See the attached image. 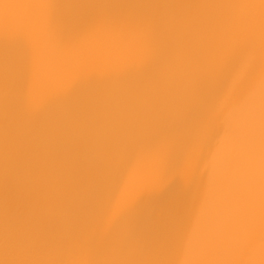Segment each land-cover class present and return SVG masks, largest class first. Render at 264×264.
<instances>
[{"label":"bare ground","instance_id":"bare-ground-1","mask_svg":"<svg viewBox=\"0 0 264 264\" xmlns=\"http://www.w3.org/2000/svg\"><path fill=\"white\" fill-rule=\"evenodd\" d=\"M0 264H264V0H0Z\"/></svg>","mask_w":264,"mask_h":264}]
</instances>
